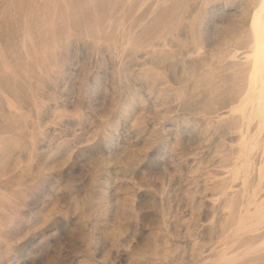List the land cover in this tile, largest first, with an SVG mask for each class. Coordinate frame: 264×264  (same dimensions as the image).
<instances>
[{"label":"rangeland","instance_id":"374dc122","mask_svg":"<svg viewBox=\"0 0 264 264\" xmlns=\"http://www.w3.org/2000/svg\"><path fill=\"white\" fill-rule=\"evenodd\" d=\"M0 264H264V0H0Z\"/></svg>","mask_w":264,"mask_h":264}]
</instances>
